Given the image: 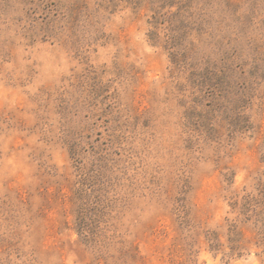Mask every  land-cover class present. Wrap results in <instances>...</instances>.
Masks as SVG:
<instances>
[{"label": "rangeland", "instance_id": "374dc122", "mask_svg": "<svg viewBox=\"0 0 264 264\" xmlns=\"http://www.w3.org/2000/svg\"><path fill=\"white\" fill-rule=\"evenodd\" d=\"M263 191L264 0H0V264H264Z\"/></svg>", "mask_w": 264, "mask_h": 264}, {"label": "trees", "instance_id": "16d2710c", "mask_svg": "<svg viewBox=\"0 0 264 264\" xmlns=\"http://www.w3.org/2000/svg\"><path fill=\"white\" fill-rule=\"evenodd\" d=\"M263 193H264V191H263ZM249 203V202H248ZM246 205V204H245ZM245 205H244V207H245Z\"/></svg>", "mask_w": 264, "mask_h": 264}]
</instances>
